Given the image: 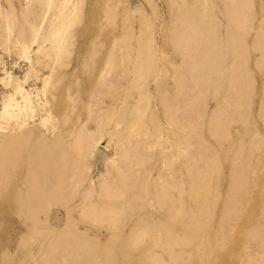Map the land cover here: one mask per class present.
Wrapping results in <instances>:
<instances>
[{"label":"rangeland","instance_id":"1","mask_svg":"<svg viewBox=\"0 0 264 264\" xmlns=\"http://www.w3.org/2000/svg\"><path fill=\"white\" fill-rule=\"evenodd\" d=\"M230 1L81 0L58 52L42 43L58 0L44 22L46 0H0L7 65L20 56L16 39L30 42L42 22L49 53L32 45L38 72L26 85L53 73L54 115L46 128L39 110L30 136L0 144V264H76L73 248L80 264H152L150 245L162 264H264V0L238 12ZM17 64L9 69L22 77L28 64ZM7 91L0 82V100ZM80 128L91 148L100 143L92 155L71 149ZM112 154L118 180L90 189ZM78 155L86 179L69 160ZM59 159L73 162L62 187ZM100 199L116 202L110 233L93 226ZM79 200L67 222L63 207ZM148 212L157 225L128 239L133 217Z\"/></svg>","mask_w":264,"mask_h":264},{"label":"bare ground","instance_id":"2","mask_svg":"<svg viewBox=\"0 0 264 264\" xmlns=\"http://www.w3.org/2000/svg\"><path fill=\"white\" fill-rule=\"evenodd\" d=\"M230 1V0H229ZM239 5V7H244L242 9H245L247 5L253 6L250 0H241L240 2L238 0H234ZM232 1H230L231 3ZM54 0H46V8H45V14L43 15L42 21H45V18L47 17V14L50 12L52 6H53ZM81 3V0H58L57 3V15L60 20L58 21H53L51 22V26L48 29L47 34L44 35V40L42 43H44L47 40H53L54 43V48L60 52L62 50V40L64 36L66 35V32L68 30V25L71 22L72 18L75 16L77 9L79 8ZM234 3V2H233ZM234 5V6H235ZM246 5V6H245ZM237 8H232L231 11H234V9H239ZM231 9V7H230ZM235 10V11H236ZM237 10V12H238ZM243 12V11H242ZM236 13V12H235ZM246 13V12H245ZM241 14V13H240ZM7 19V17H6ZM8 21V20H7ZM6 22V21H5ZM9 22V21H8ZM7 22L6 26V31L10 35L12 28L10 23ZM239 24V23H237ZM240 25V24H239ZM42 22L40 24H33L32 25V30L34 28V33L32 34V38L30 39L31 41H26L22 39H16L15 46L17 50L20 53V56H16V60L13 59V62H10V66L7 65V59L5 60L4 55L0 54V82L7 85L8 90L4 95H3V100H0V144L3 145L2 147H10L13 146L16 142L27 138L30 136L29 127H30V120L35 119L37 113L39 110H42V115L40 116L41 120L40 123H42V126L48 127V125L52 122L53 120V113L48 107L49 105V100L47 99L48 97V90L50 86L53 84V73L45 74L43 77H41L42 80V85L41 86H33V87H27L26 83L30 79L32 75H36L38 72V69L36 67V62L34 61V50L32 45H38L39 47L36 49L37 52H43L44 55H48V49H46L44 44L40 43V37H41V32H42ZM231 32V31H230ZM229 34V31H228ZM229 37V35H228ZM234 37V36H233ZM232 37V38H233ZM186 39V38H185ZM177 41V40H176ZM6 54V53H5ZM9 56L8 54H6ZM10 57V56H9ZM11 59V58H10ZM24 60L28 65L22 75L15 74V72L12 69H9L10 67H15L16 63H21L22 60ZM9 62V61H8ZM17 64V65H18ZM161 122V121H160ZM158 124L159 121H158ZM217 124H219L217 122ZM220 126V125H219ZM59 134H57L54 139L57 140L59 138ZM71 149H85L89 148L91 155L94 154L93 151L96 149H99L100 143L99 141L96 142V144H93L92 148L90 146V140H86V131L82 130L81 128L78 129V132L75 134V137L70 144ZM167 146L163 144L162 149H166ZM99 151V150H98ZM66 155H63V158L66 159ZM70 159H76L75 163L79 167L77 169V173L81 176H79L80 179H86V169L85 167H81V159L78 156H73ZM60 160V159H59ZM61 163L64 160H60ZM71 161V160H70ZM58 162V161H57ZM73 163V162H71ZM68 162L62 163L56 170V175L58 177V185L59 187H62L63 184L65 183L66 179H63L64 175L66 174V170L68 166L71 164ZM52 164V162L49 161V165ZM91 166L89 165L87 169H89ZM118 167V162H117V156L112 154L111 156L107 157L105 159L104 163V170L99 173V175L95 178L89 177V187L92 189L93 187L95 189L100 188L104 189L107 187V185L110 182L118 180V174L116 172V168ZM142 176L139 171L136 173L134 176V183L140 184L142 181ZM80 181V180H79ZM88 187V188H89ZM87 188V189H88ZM38 192L43 196L44 190H43V183L41 184V187L38 189ZM63 192V191H62ZM51 194V192L49 193ZM93 203V202H91ZM86 205V204H85ZM88 205V204H87ZM94 212L98 213V217L101 222H98L97 224H94L93 226L98 229V230H106L108 233H110L111 226H109V222L106 223L104 220L111 218L113 215L108 216L112 210L114 209L116 202L112 201H105L103 199H100L98 201V204L94 203ZM82 206L81 200L78 202L73 203L72 205L69 206H64V210L66 212V220L69 222L72 217V211L75 208H79ZM85 208V207H84ZM83 208V210H85ZM34 212V211H32ZM49 212V211H45ZM32 222L33 225L41 224L44 226L46 223L45 220H43L37 213H32ZM83 214V213H82ZM48 215V213L46 214ZM148 216H153L151 213L148 212L147 216L144 215H136L133 217L131 220L129 226L127 229V238L128 239H133L135 238L136 235H142L145 232H148V227L150 224H156L158 221L154 220L151 217ZM48 217V216H47ZM45 222V223H44ZM146 225V226H145ZM34 226V227H35ZM47 226V225H46ZM64 227H62L63 230ZM76 234H82L83 237L81 239L83 240H89V239H94L96 241H100L99 238L100 236L97 235H90L84 230H81L77 227L75 229ZM172 236L176 235V232H171ZM92 237V238H91ZM109 239V237H108ZM64 251L70 253V251L67 248L63 249ZM144 256L150 258L152 264H162L163 257L161 253L153 248V245H150L145 251ZM43 252L42 254H44ZM84 254V252L81 251L80 248H73V258L76 264H80V258L81 254ZM87 252H85L86 254ZM41 254V255H42ZM44 256V255H42ZM90 259V258H88Z\"/></svg>","mask_w":264,"mask_h":264}]
</instances>
